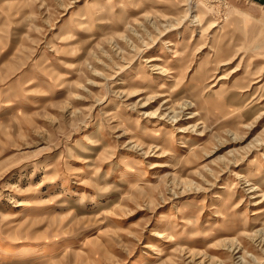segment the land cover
<instances>
[{
    "label": "rangeland",
    "instance_id": "1",
    "mask_svg": "<svg viewBox=\"0 0 264 264\" xmlns=\"http://www.w3.org/2000/svg\"><path fill=\"white\" fill-rule=\"evenodd\" d=\"M0 264H264V5L0 0Z\"/></svg>",
    "mask_w": 264,
    "mask_h": 264
},
{
    "label": "crops",
    "instance_id": "2",
    "mask_svg": "<svg viewBox=\"0 0 264 264\" xmlns=\"http://www.w3.org/2000/svg\"><path fill=\"white\" fill-rule=\"evenodd\" d=\"M255 1L260 3L261 5H264V0H255Z\"/></svg>",
    "mask_w": 264,
    "mask_h": 264
},
{
    "label": "bare ground",
    "instance_id": "3",
    "mask_svg": "<svg viewBox=\"0 0 264 264\" xmlns=\"http://www.w3.org/2000/svg\"><path fill=\"white\" fill-rule=\"evenodd\" d=\"M220 79V78H219ZM188 101V100H187Z\"/></svg>",
    "mask_w": 264,
    "mask_h": 264
}]
</instances>
